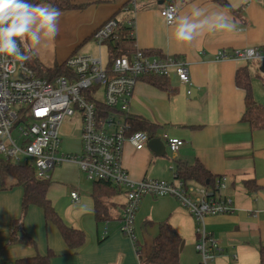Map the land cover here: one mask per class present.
<instances>
[{"label":"crops","instance_id":"crops-1","mask_svg":"<svg viewBox=\"0 0 264 264\" xmlns=\"http://www.w3.org/2000/svg\"><path fill=\"white\" fill-rule=\"evenodd\" d=\"M73 1L87 7L61 13L57 43L46 40L33 53L26 40L27 51L44 68L59 65L72 54L88 56L80 54V50L88 43L94 46L93 32L114 17L119 21L134 19L133 48L185 60L189 64L190 89L172 78L169 86L173 93L168 95L139 81L129 109L131 115L158 126L156 138L167 135L183 141V145L177 152H169V157L166 154L158 158L147 146L136 151L126 143L123 167L132 181L171 182L176 161L187 165L198 161L212 176L224 177L225 187L219 194L230 201L232 212L204 219L206 232L222 249L209 264H258V251L264 246V130L251 131L241 121L244 93L236 87L235 75L246 65L232 60L216 62L213 57L222 49L229 52L264 47V0H227L233 10L240 11L236 15L212 0ZM132 2L135 11L125 12ZM194 3L207 7L209 12L225 11L236 22L237 30L205 32L191 43L176 42L175 21L167 25L160 11L172 4L175 17L185 15ZM260 67L249 64L246 70L252 98L264 107V74L259 72ZM64 127L63 124L61 129ZM77 142L79 151V139ZM64 147L70 150L68 141ZM83 180L75 164L64 163L51 171L47 191L48 200L64 224L85 235L84 244L76 251L69 250L56 227L46 224L41 210L34 206L27 209L23 230L35 247L23 242L9 244V224L20 216L23 190L13 186L0 191V264H14L35 256H48V264H139L135 246L119 232L115 221L117 207L124 202L123 194L111 201L112 220L108 235L102 239L103 223L95 221L91 190L82 187ZM72 192L78 193V204L72 203ZM165 221L181 239L179 264H201V257L195 251V221L173 197L145 196L141 200L134 223L141 256L150 253L158 225Z\"/></svg>","mask_w":264,"mask_h":264},{"label":"built area","instance_id":"built-area-1","mask_svg":"<svg viewBox=\"0 0 264 264\" xmlns=\"http://www.w3.org/2000/svg\"><path fill=\"white\" fill-rule=\"evenodd\" d=\"M135 8L132 2L125 12H134ZM160 16L167 25L173 24L175 7L165 5ZM134 27L135 21L131 18L107 20L91 35L97 57L75 55L68 58L65 62L67 74L51 81L36 77L27 61L21 63L10 57L0 59V160L32 168L38 180H49L56 167L73 163L88 182L105 181L120 189L124 202L117 207L115 221L119 232L134 246V223L141 200L145 196L173 197L194 219L195 251L201 257V264H209L222 249L206 232L204 219L232 212L230 201L219 194L225 187V178H217L212 189L174 177L171 182L132 181L122 164L126 143L140 151L150 140L145 132L131 131L128 123L138 80L144 76L173 75L179 83L191 88L189 64L181 58L149 56L135 48L128 56L107 54L109 44L118 41L121 29L127 28L126 39L134 40ZM102 48L106 50L104 59ZM21 51L25 53L22 45ZM213 59L261 66L264 47L229 52L222 49ZM98 92L102 100L96 99ZM75 116L82 124L79 151L65 154L61 151L59 131L65 119ZM160 139L171 153L183 145V141L167 135ZM70 199L74 204L80 202L77 192H72ZM108 224L103 223L102 239L108 235Z\"/></svg>","mask_w":264,"mask_h":264},{"label":"trees","instance_id":"trees-1","mask_svg":"<svg viewBox=\"0 0 264 264\" xmlns=\"http://www.w3.org/2000/svg\"><path fill=\"white\" fill-rule=\"evenodd\" d=\"M212 1L233 15L240 12L238 10H233L229 6L227 0ZM33 2L36 4H51L59 9L61 13L82 11L87 7L85 4L75 3L73 0H33ZM113 18L114 17L110 19ZM121 30L118 41L109 44L107 51V54L111 56L113 55L114 57L128 56V54L133 51L134 40L126 39L128 29L123 28ZM145 53L149 56H163L159 52L145 51ZM72 56H75V54L70 55L68 58ZM66 60L51 68H44L36 61H34L33 65L30 63H28V65L33 70L36 77L51 81L56 77L65 76L67 74L65 69ZM245 65L248 66L249 64ZM246 66L244 69L238 70L235 75V85L244 93V113L241 116V121L247 124L251 131L264 130V107L255 103L252 98L251 82L248 77ZM172 78L175 77L173 75L170 77L144 76L141 77L138 82H145L170 95L173 93V90L169 86ZM262 84H264V81H262ZM128 123L131 131L145 132L150 140L156 138L158 126L147 120L138 116L130 115ZM173 177L181 179L187 183H195L211 189L214 187V183L217 179L198 161H195L192 165L176 161L173 170ZM8 178L14 180L15 183L6 187L5 181ZM13 186H20L23 190V194L20 216L17 219L12 220L9 224V244L23 242L32 248L35 247L34 241L23 230V219L30 206L37 207L41 210L46 224L51 223L56 227L69 250L76 251L84 244V233L65 225L48 200L47 191L50 186L49 180H38L35 176V171L32 168L22 165H14L0 160V191L8 190ZM253 188L254 190L257 189L255 186ZM121 194L122 192L120 189L111 186L108 182H92L90 197L93 201L94 218L97 224L110 222L112 220L110 209L113 203L111 204V201L119 197ZM180 245L181 239L179 236L172 230L171 226L166 221L162 222L158 225L157 233L152 240L150 253L147 256H141L140 248L136 243L135 247L139 264H179ZM258 252V264H264V246H261ZM48 262V256H35L16 261L14 264H48Z\"/></svg>","mask_w":264,"mask_h":264},{"label":"clouds","instance_id":"clouds-1","mask_svg":"<svg viewBox=\"0 0 264 264\" xmlns=\"http://www.w3.org/2000/svg\"><path fill=\"white\" fill-rule=\"evenodd\" d=\"M59 9L48 3L29 0H0V59L10 57L21 63L32 57L21 51L25 41L35 50L59 34ZM237 24L225 11L209 12L194 3L190 13L175 17L173 38L178 43H191L205 32H232ZM251 55V53H249Z\"/></svg>","mask_w":264,"mask_h":264},{"label":"rangeland","instance_id":"rangeland-1","mask_svg":"<svg viewBox=\"0 0 264 264\" xmlns=\"http://www.w3.org/2000/svg\"><path fill=\"white\" fill-rule=\"evenodd\" d=\"M57 38H58V36L55 39H53V40L56 42L57 41ZM51 40H50V42H51ZM25 45L27 47L29 45L26 44V42L24 44H22V46H23V48L25 50L26 55H30L32 57L27 62L33 65L34 64V61H36V62H38V61L35 58V55H33V54L31 55L30 54L31 52L29 53L27 51V48H26ZM80 54H86V55H89V56L97 57V54L98 53H97V48L95 47V45L93 46L92 43H88L83 49L80 50ZM102 56H103V59L106 58V50H105V48H102ZM96 99L102 100V95H101L100 92H98L96 94ZM63 124H64L65 127L62 128L59 131L60 138L62 140V143H61V151L63 153H65V154H77L78 153V142H77V140L79 139L78 138L79 137V131H80V128H81V125H82L81 124V121H80V118H77L76 116L74 118H67V119H65V121H64ZM65 141H68L69 142L70 150H66V148L64 147ZM166 152H167L166 153L167 154V157H169L170 156L169 151H166ZM85 180H83L84 182L82 184V187L85 188L86 190H91L92 183L91 182H88L87 180L85 181ZM14 183H15L14 180H12L10 178L6 179V181H5L6 187H8V186H10V185H12Z\"/></svg>","mask_w":264,"mask_h":264},{"label":"water","instance_id":"water-1","mask_svg":"<svg viewBox=\"0 0 264 264\" xmlns=\"http://www.w3.org/2000/svg\"><path fill=\"white\" fill-rule=\"evenodd\" d=\"M29 2L35 3L32 0H29ZM259 72L261 74H264V63H262L261 67L259 68ZM147 147L150 151H153L155 153V157L162 158L166 155L165 145L160 138L149 140Z\"/></svg>","mask_w":264,"mask_h":264}]
</instances>
